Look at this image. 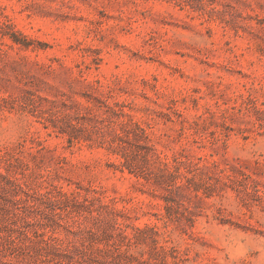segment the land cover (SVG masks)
<instances>
[{"label":"rangeland","instance_id":"rangeland-1","mask_svg":"<svg viewBox=\"0 0 264 264\" xmlns=\"http://www.w3.org/2000/svg\"><path fill=\"white\" fill-rule=\"evenodd\" d=\"M0 264H264V0H0Z\"/></svg>","mask_w":264,"mask_h":264}]
</instances>
